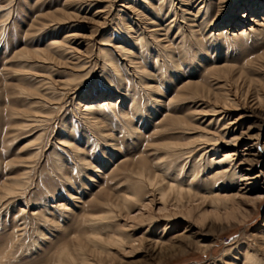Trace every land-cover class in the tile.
<instances>
[{
	"label": "rangeland",
	"instance_id": "1",
	"mask_svg": "<svg viewBox=\"0 0 264 264\" xmlns=\"http://www.w3.org/2000/svg\"><path fill=\"white\" fill-rule=\"evenodd\" d=\"M164 142H192L178 178L196 160L208 190L163 209L144 183L127 215L126 179ZM225 153L241 176L211 181ZM107 199L135 249L100 262L86 248L93 264H264V0H0V264H61Z\"/></svg>",
	"mask_w": 264,
	"mask_h": 264
},
{
	"label": "bare ground",
	"instance_id": "2",
	"mask_svg": "<svg viewBox=\"0 0 264 264\" xmlns=\"http://www.w3.org/2000/svg\"><path fill=\"white\" fill-rule=\"evenodd\" d=\"M160 1H165V0H160ZM191 36L194 37V33L192 31H191ZM182 42H184V40ZM167 56L172 57V55L169 52ZM113 60L114 59L111 56H108L106 57L105 62H107V67L108 65L111 68L113 67L114 71L118 74L119 72L115 68V62ZM129 60L131 63H134L133 60L130 58V56H129ZM107 83L111 85V81H108ZM36 87L37 86H35V88ZM151 92L152 91L150 90L149 94L150 97L153 98ZM227 100L229 99L228 98L225 99L221 104V106L217 104L215 105L214 108L212 107L210 110L211 113H213V115H216L214 117L215 121H212L215 122V125L218 123V121L222 120L221 117L220 118H216V117L218 116V114L223 113L221 109L227 107L228 105ZM152 101L154 103V99ZM130 107H131L130 111L128 112L121 111V115L123 116L125 122L128 121L127 125H129L128 127L129 131H131L130 119L139 110V107L135 104V102H133V104ZM86 110H87L86 112L87 119L92 123V125H95L97 126V128H99V118L103 116L105 117L106 114L102 108V105L101 104H98L97 106L89 105L86 106ZM33 112L34 113L36 112L35 114H37L38 110L37 111L33 110ZM222 122H225V120H222ZM22 125L26 126L21 122L20 126L22 127ZM181 126L182 125L178 124L175 128H181ZM99 131H101L100 128ZM202 137H204L201 138L202 140L204 139L203 141L209 142L211 140L210 137L207 136L206 137L202 136ZM190 143L192 142H187L185 144L175 143V142L160 143L159 146L153 149L155 162L151 166L150 164H142L138 166L137 169L131 170V174H133L135 179H132L130 175L129 177L127 176L128 178L126 179V181L130 188L129 189L130 191L128 194L122 196V205H121V208L125 210L127 215L129 214L131 207L137 205L138 202L140 201V195H137V192L139 191V189L143 187L144 183H146V186H149L150 188L156 190L158 195L157 197L158 204L163 209L167 208V204L170 200H173L174 203L172 204H176V205L183 204L184 199L185 200L187 199L188 201L189 199H191V197H199L200 191L208 190V186L210 184L209 180L205 181V185H206L205 187L195 184L198 176L201 174L200 163L196 160H193L189 165L190 168L188 169L189 171L188 176H190L189 177L190 179L185 183V180L178 178V175L181 172V168L179 164L177 165L175 164L176 163L175 161L182 154L186 152H190L189 149L190 147L188 146V144ZM71 146L73 151L78 152V149L75 146H73L72 144ZM231 155H233V153H225L221 158H217V160L215 161L210 160L209 165L213 170L212 172L213 174L211 175V181L221 179L230 174L232 177V181L237 178L238 179L240 178L241 175L238 174L234 168H232L233 163H232ZM56 158L58 159V163L61 166L60 169H62L64 163L62 164V162H60L61 159H59L58 156ZM78 160H79L78 166L84 167L85 165H87V162L82 161V158H80V156H78ZM225 163L228 164V167L222 168V164ZM217 167L222 169L216 171L215 168ZM28 172L29 171L25 170L21 175L25 176L27 175ZM13 184L16 185L15 188L6 187L4 189V195L6 194L13 195L15 192H17V190H19L18 189L19 186L23 185L22 182L19 181L18 179H15L13 181ZM170 194L172 195V199L170 197ZM151 202H153L152 199ZM101 207L106 209H104V211L103 208L100 209V214L90 213L89 215L90 217L84 220L83 222L84 225H82L83 227L81 230V234L79 235L80 239L78 238L79 241L74 246L73 252H71L67 247H64L59 251L56 262L61 264H93L92 263L93 259L90 258L86 253L87 249H90L95 253H100V262L102 261V256H109L113 253L119 254L121 250L123 251L126 250L128 252H131L132 250L135 249L133 243L135 238L133 237V234L128 231H119L115 228L116 226L114 225L113 221L115 220L118 214H116L112 210V203L110 201L108 202L107 199L102 203V205H100V208ZM40 231L42 230L39 229L36 231L38 236L41 235ZM12 236L13 235H11L10 238H13ZM6 239L7 238L1 239L2 241H0V244H2V242L4 241L6 242L7 241ZM13 239L14 241L20 242V236L18 237L16 236ZM36 242L37 239H32L33 245ZM10 245L12 246V244ZM22 245L23 243L20 242V246L18 247L21 248ZM2 251H5V248ZM260 263L261 262L259 261L257 255L253 253L246 254L244 264H260Z\"/></svg>",
	"mask_w": 264,
	"mask_h": 264
}]
</instances>
